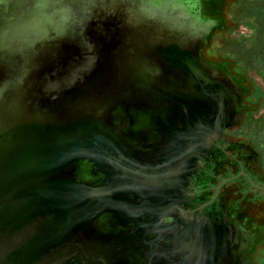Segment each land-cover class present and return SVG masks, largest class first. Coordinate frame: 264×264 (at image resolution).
<instances>
[{"label":"water","instance_id":"1","mask_svg":"<svg viewBox=\"0 0 264 264\" xmlns=\"http://www.w3.org/2000/svg\"><path fill=\"white\" fill-rule=\"evenodd\" d=\"M0 264H264V0H0Z\"/></svg>","mask_w":264,"mask_h":264}]
</instances>
